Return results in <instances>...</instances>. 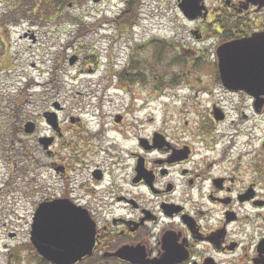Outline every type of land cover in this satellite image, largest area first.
<instances>
[{
  "label": "flooded vegetation",
  "instance_id": "1",
  "mask_svg": "<svg viewBox=\"0 0 264 264\" xmlns=\"http://www.w3.org/2000/svg\"><path fill=\"white\" fill-rule=\"evenodd\" d=\"M124 2L130 14L157 13L185 25L168 39L119 26V38L127 32L130 39L119 79L131 73L137 89L127 92L143 98L138 109L156 115L121 133L122 141H133L123 162L119 110L111 127L102 106L91 119L61 106L52 126L44 113L39 134L53 142L40 149L63 185L38 202L69 199L95 221L92 252L76 264H264V84L229 88L219 71L220 62L238 57L229 44L264 32V0ZM157 43L169 45L163 53L173 51V63L212 73L191 74L181 85L180 77L159 79L155 67L137 72L142 48ZM145 60L152 67L164 61L155 53ZM146 81L154 86L144 95Z\"/></svg>",
  "mask_w": 264,
  "mask_h": 264
},
{
  "label": "rangeland",
  "instance_id": "2",
  "mask_svg": "<svg viewBox=\"0 0 264 264\" xmlns=\"http://www.w3.org/2000/svg\"><path fill=\"white\" fill-rule=\"evenodd\" d=\"M71 1L51 18L41 4L33 10L36 3L30 1L0 0V264H8L11 259L13 264H37L30 241L35 205L63 185L56 181L47 166L51 160L39 147V129L43 126L27 134L22 129L27 121L38 123L43 112L56 102L69 108L72 115L85 118L99 116L94 110L102 105V115L111 127L112 115L119 110L125 116L119 124V156L124 162L128 161L133 141H122L121 133L130 134L137 125L142 127L148 122L150 115H156L150 114V109L132 111L129 106L135 104L131 100L139 96L118 92L116 80H111L126 65V48H122L130 41L127 32L126 39L119 38L117 0L100 4L77 0L75 8L70 6ZM121 9L119 2V12ZM179 21L156 13L145 21L141 18L140 27L168 39L174 35L175 26L185 29ZM26 33L35 34L36 41L25 38ZM162 45L169 46L157 43L142 48L146 52L139 56L137 72L148 73L155 67L159 79L180 77L181 85L191 74L212 73L209 66L199 71L190 64L173 63L169 60L171 50L163 53ZM154 53L157 60L164 61L152 67L145 59ZM74 55L79 59L72 65L69 59ZM153 86L151 81L144 82V95ZM125 87L137 89L134 83ZM76 178L77 182L82 179Z\"/></svg>",
  "mask_w": 264,
  "mask_h": 264
},
{
  "label": "water",
  "instance_id": "3",
  "mask_svg": "<svg viewBox=\"0 0 264 264\" xmlns=\"http://www.w3.org/2000/svg\"><path fill=\"white\" fill-rule=\"evenodd\" d=\"M226 49L239 53L236 63L221 65L227 85L243 84L246 88L250 85V89L264 84V33L232 43ZM33 129V123L26 125V132ZM50 143L51 139L46 140L45 146ZM94 235L95 223L87 211L67 200L42 203L35 212L32 243L44 258L56 264H74L90 254Z\"/></svg>",
  "mask_w": 264,
  "mask_h": 264
},
{
  "label": "trees",
  "instance_id": "4",
  "mask_svg": "<svg viewBox=\"0 0 264 264\" xmlns=\"http://www.w3.org/2000/svg\"><path fill=\"white\" fill-rule=\"evenodd\" d=\"M26 1H30L31 3H36V2H42V6L45 8L43 11L47 12L48 15H53L55 14L57 11H59L58 13H60L63 9H65L66 7V3L67 0H24ZM39 2V3H40ZM33 5V4H32ZM124 18V17H123ZM126 20V18H124ZM117 22H119V17H117ZM118 74V78H119V72ZM41 264H47V262L45 260L41 261Z\"/></svg>",
  "mask_w": 264,
  "mask_h": 264
}]
</instances>
